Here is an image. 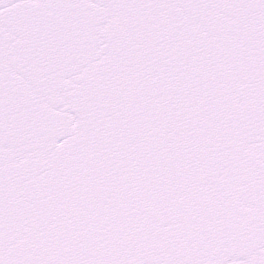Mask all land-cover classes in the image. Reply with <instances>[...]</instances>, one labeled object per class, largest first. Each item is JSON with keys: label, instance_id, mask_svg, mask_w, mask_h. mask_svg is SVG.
Instances as JSON below:
<instances>
[{"label": "snow or ice", "instance_id": "obj_1", "mask_svg": "<svg viewBox=\"0 0 264 264\" xmlns=\"http://www.w3.org/2000/svg\"><path fill=\"white\" fill-rule=\"evenodd\" d=\"M0 264H264V0H0Z\"/></svg>", "mask_w": 264, "mask_h": 264}]
</instances>
